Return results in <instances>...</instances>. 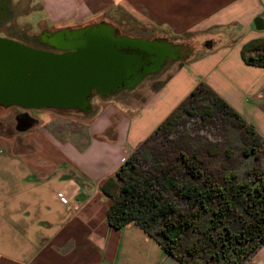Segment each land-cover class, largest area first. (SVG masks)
Wrapping results in <instances>:
<instances>
[{"label":"crops","instance_id":"crops-1","mask_svg":"<svg viewBox=\"0 0 264 264\" xmlns=\"http://www.w3.org/2000/svg\"><path fill=\"white\" fill-rule=\"evenodd\" d=\"M32 1L7 0L0 25L31 9L44 14L42 30L121 11L139 22L143 38L184 51L127 91H94L84 118L39 116L58 144L34 130L38 154L17 151L15 138L0 133V264H180L136 224L110 227L111 200L100 187L199 82L264 138V68L240 56L244 43L264 37V0ZM245 264H264V244Z\"/></svg>","mask_w":264,"mask_h":264},{"label":"trees","instance_id":"trees-1","mask_svg":"<svg viewBox=\"0 0 264 264\" xmlns=\"http://www.w3.org/2000/svg\"><path fill=\"white\" fill-rule=\"evenodd\" d=\"M240 56L264 68V37ZM100 189L110 227L136 224L180 264H245L264 244V138L204 82Z\"/></svg>","mask_w":264,"mask_h":264},{"label":"water","instance_id":"water-1","mask_svg":"<svg viewBox=\"0 0 264 264\" xmlns=\"http://www.w3.org/2000/svg\"><path fill=\"white\" fill-rule=\"evenodd\" d=\"M51 45L60 52L0 38V106L85 111L91 90L106 94L133 86L143 74L159 70L175 47L164 40L117 36L103 24L58 31ZM35 123L21 115L16 129L24 131Z\"/></svg>","mask_w":264,"mask_h":264},{"label":"rangeland","instance_id":"rangeland-1","mask_svg":"<svg viewBox=\"0 0 264 264\" xmlns=\"http://www.w3.org/2000/svg\"><path fill=\"white\" fill-rule=\"evenodd\" d=\"M16 1V0H14ZM34 0L31 2V4H34ZM28 13H25L23 15L17 16L15 19V24H12L9 27L2 26V30L6 33L7 36L27 40L25 42L28 44L30 48L34 49H42L45 51H52V52H60V49L57 47L51 45V38L53 35L61 30L65 29H77L81 27H85L87 25H95V24H103L108 25L110 28H112L117 36H127L130 38L135 39H143L148 41H161L163 39H146L143 38L145 32H143V28H141L139 22H137L135 19H133L128 14H125L121 11H118L115 13L113 18H110L108 20L100 19L95 22H87L85 24H81L79 26L75 27H67V28H54V29H40V26L37 24L38 20H45V16L41 11H37L34 9L27 10ZM46 24L48 22L46 21ZM44 33V34H43ZM14 42H17L16 40H13ZM167 43H171L168 40H164ZM172 44V43H171ZM169 63V62H168ZM167 64V63H166ZM137 83H135L133 86H135ZM132 86V87H133ZM131 87V88H132ZM183 90V86L181 88ZM129 89H126V91ZM95 90H91L90 94L87 97V101L91 99V96L93 95ZM121 91H116L114 89L108 91L104 95H114L116 93H121ZM51 113V117H54L56 119H63L62 117H79L81 116L84 118L86 116V112L76 109H68V110H58V109H32V108H22L17 106H0V133L6 136H11L15 138V149L17 151L25 152H36L40 149L39 144L36 143L38 140L36 138H33L34 130L39 132L42 135H46L48 137V140H50L51 143L54 145L58 144L57 137L56 139L53 138L47 131V129L44 127H40L41 120L38 119L39 116L44 115V113ZM26 115L30 119H33L35 121H38L35 123V126L28 129L26 132H21L16 130V118ZM68 121V120H66ZM149 126V125H148ZM42 129V130H41ZM29 133V134H26ZM26 134V135H25ZM38 134V133H37ZM48 134V135H47ZM36 140V141H35ZM31 142L29 145L24 144V142ZM0 150H6L4 147L5 145H0ZM52 185H56V180L51 179L50 182ZM5 239V238H4Z\"/></svg>","mask_w":264,"mask_h":264},{"label":"flooded vegetation","instance_id":"flooded-vegetation-1","mask_svg":"<svg viewBox=\"0 0 264 264\" xmlns=\"http://www.w3.org/2000/svg\"><path fill=\"white\" fill-rule=\"evenodd\" d=\"M6 1L7 0H2V1H0V20L1 19H7L8 18V16H9V12H7L6 10H5V5H6ZM3 11L5 12V13H3ZM2 26L3 25H0V38L1 39H4V40H8V41H11V42H14L13 40H16L17 42L16 43H18V44H21L22 46H26V47H29V46H27L28 44H26L25 42H27V40H25V39H21V40H19V38H13V37H10V36H7L6 35V33L1 29L2 28ZM44 34V33H43ZM184 47H182V46H177V47H173V50L171 49V52H172V58H176V57H178V56H180L181 54H182V52L184 51V49H183ZM40 50H42V49H40ZM168 58V57H166L164 60H163V62H162V64H161V66L160 67H163L166 63H168L172 58ZM157 71H159V70H157ZM156 71V72H157ZM156 72H153V73H149L148 75H152V74H155ZM132 87V86H131ZM131 87H129V86H125V85H122L121 87H119V88H115L114 90H116V91H123V90H126V89H130ZM134 87V86H133Z\"/></svg>","mask_w":264,"mask_h":264},{"label":"built area","instance_id":"built-area-1","mask_svg":"<svg viewBox=\"0 0 264 264\" xmlns=\"http://www.w3.org/2000/svg\"><path fill=\"white\" fill-rule=\"evenodd\" d=\"M60 201H61L63 204H66V203H67V199H66L65 197H63V196H60ZM71 209H72V210H75V209H77V207H76V206H73Z\"/></svg>","mask_w":264,"mask_h":264}]
</instances>
